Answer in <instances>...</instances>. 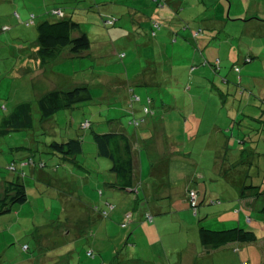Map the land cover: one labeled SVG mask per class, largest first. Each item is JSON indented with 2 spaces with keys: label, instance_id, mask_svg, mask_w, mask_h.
Returning a JSON list of instances; mask_svg holds the SVG:
<instances>
[{
  "label": "rangeland",
  "instance_id": "obj_1",
  "mask_svg": "<svg viewBox=\"0 0 264 264\" xmlns=\"http://www.w3.org/2000/svg\"><path fill=\"white\" fill-rule=\"evenodd\" d=\"M169 1L164 8L150 0H0V129L2 119L18 103H32L34 116L32 129L0 133V181L23 183L28 194L25 204L0 217V264H189L187 260L192 257L193 264H264V224L261 226L260 214L251 218L259 240L241 247V253L235 244L222 251H209L201 245L200 228L211 226L216 230L221 220L230 223L223 226L226 229L232 228L231 224L238 225L232 223L230 210L220 211L221 215L214 213L221 204L212 202L224 204L234 199L233 190L224 188L223 178L208 175L216 148L211 143L207 146L209 140L202 135L197 140L190 137L192 124L203 122V132L216 118L210 114L214 109V100L207 95L210 91L264 93V36L254 35V27L264 29V0H186L185 10ZM123 5L136 7L138 20L155 15L165 28L189 25L196 32L203 29L200 38L208 41L223 62L215 66L217 70L214 64L200 67L196 62L198 68L189 67L187 77H180L179 84L161 83L162 79H171L170 72L176 70L178 60L162 68L153 65L152 61H160L159 49L147 46L145 36L138 33L149 31L150 20L143 27L129 22L121 16ZM56 8L80 23L81 31L94 45L109 43L107 56L97 58L90 53L88 57L72 58L66 49L56 61L40 69L36 62L37 28L45 20L63 18L49 15ZM219 10L222 23L218 30L208 32L203 24L207 18L217 24L214 19ZM32 15L36 16L35 24L29 26L26 23ZM110 15L119 19L116 26L105 25L103 17ZM250 47L258 49L251 54L245 51ZM243 49L246 56L241 63L228 60L240 59ZM180 50V61L193 55V50ZM172 51L171 46L170 54ZM231 63L239 64L232 67ZM190 69L196 72L192 74ZM193 75L197 78L191 81ZM140 76L154 81L153 86L129 85L141 98L131 103L127 85ZM80 86L90 88L92 101L62 109L50 119L42 118L37 104L41 96ZM199 92L208 99H201ZM147 97L153 99L150 107L157 113L150 118L156 120L161 137L165 136L156 156L170 161V174L144 178L137 201L135 193L109 186L113 180L109 171L112 163L99 157L93 133L118 129L132 134L135 128L130 120L142 117ZM199 104L205 111H196L193 117L191 110ZM86 122L91 127L85 128ZM69 139L82 141V153L66 160L50 151L53 141ZM31 157L38 169L30 164L22 169L20 163ZM40 161L45 162L44 168ZM191 161L206 170L204 179L194 178L196 166ZM13 163L15 170L9 168ZM197 185L201 200L195 212L187 194ZM166 192L169 198L154 196ZM210 192L216 195L207 196ZM223 213L228 216L222 217ZM147 214L153 216L152 222L145 219Z\"/></svg>",
  "mask_w": 264,
  "mask_h": 264
},
{
  "label": "crops",
  "instance_id": "obj_2",
  "mask_svg": "<svg viewBox=\"0 0 264 264\" xmlns=\"http://www.w3.org/2000/svg\"><path fill=\"white\" fill-rule=\"evenodd\" d=\"M185 2L186 0L169 1V3H174L176 6H178L179 10L186 9ZM108 3H112V1ZM108 3H102V4H108ZM134 8L135 7L131 8L129 6L126 7L123 5V11L121 16H124L125 19H129V22L137 23L138 19L134 15V10H133ZM220 9L222 10L224 9V7ZM221 10H219V14H217L214 19L218 25L216 23H213L214 21L211 22L210 18H207V20L210 22L207 21L205 22V25L203 24L205 30H207L208 32L218 30L220 23H222V21L219 20L221 17L220 16ZM171 19L173 20V18ZM182 19L183 18L179 16L178 20L180 22H182ZM254 26H259V25H254ZM254 28L256 29V33H254L255 36L257 37L264 36V29H259L258 27L257 28L254 27ZM146 31H147L146 33H144V30L138 33L145 36L146 38L145 40L147 41L146 44L147 46L148 45H151V47L156 46V48L159 49V55L157 54V58H160V61L157 60L152 61L151 63H154L153 65L162 68L163 66H170V62L174 64L175 59L178 60L177 67H174L176 68V70L172 69L170 72L172 74L170 75L171 79L170 80L162 79L160 81L161 83L165 81L166 83L172 85L179 84L181 82L179 79L180 77L182 78L187 77L186 73L189 67L192 70L194 68L195 69L198 68V66H196V62L199 64L200 67H207L208 65H213V64L215 65V62L217 60L220 61V64L223 62V59H221V57L218 56L216 52L212 51L213 48H211V45L208 44V41H206L203 38H200V36L195 38L192 31L189 29H184L182 27H178V28L172 27L171 29L163 28L160 32H158L157 38L155 39H152L150 37V29L149 31L148 30ZM174 34L176 35V39L174 38L175 37ZM171 46L173 50L172 54H170ZM180 47H182L183 50L186 51L193 50V55L189 54L190 58H186L188 59L186 60L187 62L185 60L183 62L178 59L179 58L178 55L180 54L179 52L181 51ZM254 49H258V48L250 47L248 48V50L245 51L254 54L255 53ZM109 51H110L109 43L99 42L96 43L95 45L92 43L91 49L82 55H73L71 54L70 50L68 52V55L72 58L75 57L79 58V57H88L90 56V53H93L95 57L103 58L107 56ZM175 53H177V55ZM36 54H37L36 62L38 63L40 69L45 67L47 64L56 61L60 57L59 56L56 60L52 62L42 64L38 56V49ZM244 56L246 55H244V49H243L241 50L240 59L234 57V59H228V60H231V62H236L237 60L238 61L240 60L239 63H241V60L243 61L245 58ZM165 61L169 62V65H166ZM231 64L232 67L238 65L237 63L236 64L231 63ZM251 64L253 65L254 68L255 67L254 58L252 59ZM192 70L190 73L194 74L196 71H192ZM36 72L37 73L39 72L38 69ZM44 73L45 71L42 74ZM161 73H164L162 69H161ZM230 73H232V76L235 77L233 71H231ZM191 78L192 79L190 80L194 81V79L197 77L193 75L191 76ZM153 82L154 81H150V79L147 80L140 76L134 79L133 84H128L127 88L129 89L131 88V86L129 85L149 87V86H153L152 85ZM227 82L231 83V80L228 79ZM210 92H207L210 93L207 95H209L211 100L212 99L214 100L213 102L214 109L213 112H211L210 114L211 116H216V118L212 119L213 121L208 123L209 125L208 127L202 129L204 130L203 132L201 131L203 122L199 123L198 126L192 124L190 128L193 134L190 132L191 133L190 137L193 138L194 140H197L202 135L203 137L209 140V143L206 144L207 146H209L211 143V146H214L216 148L214 155L210 159L212 160L213 165L210 167V169H208L209 171L208 175H210L211 178H223L226 181L224 188H228V191L233 190L234 193V199H232V201H228L224 204L217 203L219 205L221 204V206L217 207V211L214 213L219 214L220 211L224 212L226 210H230V213L232 214L231 216L233 217V220H231L232 223L235 222L238 226L245 224L247 225L246 228L252 227V229L253 228L256 229V227H254L255 220L252 219L251 223H248V220H250L248 217L252 218L254 214H260L261 215L260 217H262V220H260L261 226L264 224V214H261V209L264 206V197H261L259 199L254 197H241V190L245 184H253L264 188V103L262 101L264 99V93L254 94L252 92H248V91L242 92V90H235V89L233 90L221 89L218 92L216 91L214 92L210 91ZM203 94L205 93L199 92V95H202L201 99L205 98L204 100H207L208 98L206 97V95ZM152 104L153 101L151 105ZM202 110H204L203 105L199 104L198 108L192 109L190 114H192L194 117L196 111H199L201 113L203 112ZM134 112L135 110L133 109L132 114H134ZM156 114L157 113H154V115H149L148 116L149 118L147 117L148 119H146L147 120L146 124H144L140 128H135L132 125L135 128L134 132L132 134H127L131 139V143L133 144V149H134V184H133L134 189H129L126 191L129 193H135L137 201L139 199V193H140L139 188L144 185L143 183L144 178L146 179L148 177L164 178L165 176L170 174V165H169L170 161L164 157L162 159H159V157L156 156L157 154L156 150H158L160 146L163 145L162 141L165 139V136L161 137V133L159 132L160 130L157 124L155 123L156 120L154 118H150L156 116ZM141 115L142 116L144 115L143 112ZM144 156H147L148 162H145L146 159ZM191 163H193L194 166H196L195 168L196 175L194 176V178L204 179V177L206 176L205 175L206 170H203V168L200 167L199 164L196 163V161H191ZM112 177H113L112 182H116L117 179L113 174ZM5 183L6 181H0L1 191L4 190ZM109 186L112 187L111 185ZM158 188L160 189L161 187L159 186ZM189 190L196 191L197 202L200 203L201 193L199 191V185H197V188L191 187ZM214 195H216V193L210 192V194L207 196H214ZM154 196H156V198L158 199H165L170 197L169 192H166L163 195H158V193H154ZM145 199H151V198H147L146 196ZM218 214L217 216H219ZM223 216H228V215L223 213L222 217ZM144 217L146 219L145 215ZM222 217L221 219H223ZM225 219L229 220L230 217H227ZM217 224H219L218 226H220V228L217 229H222V228H227L223 226H228L227 224L230 223H225L222 222L221 220V222ZM230 226L235 227V224L234 226L233 224H231ZM207 228L212 229L211 226ZM235 245H238L237 246L238 248H236L237 251L238 250L243 251L244 248L241 247L249 244L236 243ZM225 247L214 250L222 251V249ZM205 248L209 251H211L210 249H213L211 247H205ZM209 251L206 252L208 256L211 255ZM241 251L238 252L241 253ZM192 258L190 259V261L187 260V263L193 264L194 259Z\"/></svg>",
  "mask_w": 264,
  "mask_h": 264
},
{
  "label": "trees",
  "instance_id": "obj_3",
  "mask_svg": "<svg viewBox=\"0 0 264 264\" xmlns=\"http://www.w3.org/2000/svg\"><path fill=\"white\" fill-rule=\"evenodd\" d=\"M154 3H156L159 7H164L168 3V0H158ZM133 10L134 15L136 16L139 12L136 10V7ZM55 11H60L61 14H55ZM49 15L53 17L63 15V18L59 20H45L38 25V56L42 64L56 60L66 49H69L73 55H82L91 49L92 42L90 41L89 36L81 31L80 23L75 21L73 17L64 15V12L57 8L50 11ZM32 16L34 17L33 24H35L36 16ZM154 16L155 15L152 16V19L146 16V20L141 16L140 20H138V24L141 27H143V24H147V21L150 20V37L152 39L157 38L158 32H160L163 28L165 29V27L157 20L159 16H155V19L153 18ZM31 17L28 21L31 20ZM138 18L139 17H137V19ZM103 19L105 20L104 23L107 26H116L119 23V19L112 15L103 17ZM180 27L191 30L195 38L200 36L199 33H202L203 30L200 28L199 31L196 32L197 30H192L189 25H186V27L181 25ZM169 28L171 29L172 27ZM174 38L176 39V35ZM124 56L125 54L121 55V57ZM219 65L220 61L217 60L214 66L218 68ZM130 94L131 103L141 100V98L135 95L132 88H130ZM92 100L93 96L90 88L88 86H80L70 91L56 90L49 92L42 96L37 101V104L42 118L50 119L62 109H73L78 104L87 103ZM149 100L150 102H148ZM152 101L153 99L151 97H147V105L142 109L144 115L141 118L131 120L130 124L135 128H140L146 124L147 116L154 115V111L151 110L150 107ZM262 101L264 103V99ZM147 107L152 111V114L148 115L145 113V108ZM5 109L6 107L4 110ZM141 119H144V123L138 126L132 124V121ZM86 123L89 124L88 127H91L90 122ZM33 127L34 116L32 103L23 102L18 103L8 116L2 119L0 133L4 135L10 132L30 130ZM93 137L97 146L99 157L107 159L112 163L109 171L116 177L117 180L116 182H110L108 184L120 190L134 189V149L131 139L127 133L125 131L123 132L115 129L110 133H93ZM49 149L53 154L56 153L63 155L66 160H69L71 157L82 153L83 146L80 139H69L68 141L62 143L53 141L49 145ZM22 162L23 163H20L22 169L29 164L32 165V167L37 165V162L32 157L29 158L27 162ZM39 164L43 168L46 166L45 162L42 161H40ZM9 168L15 170V163L11 164ZM34 169H38V167L36 166ZM192 192L196 194L195 201H193L190 196V193ZM187 195L192 207L195 209L194 211L196 212L199 209L196 191L189 190ZM241 197H254L259 199L264 197V188L253 184H245L241 190ZM27 200V188L23 183L18 181H6L4 190L0 192V217L10 213L15 206L25 204ZM212 204L214 205L217 203L212 202ZM103 212L106 213V211ZM261 214H264V206L261 209ZM146 216V220L150 222L154 220L153 216L150 214H147ZM248 218L250 219L248 220V223H251V217ZM199 238L202 246L211 247L213 249H219L236 243L254 244L259 240L258 233L255 228L252 229V227L246 228L242 226H235L232 228L228 227V229L224 228V230H213L202 227L199 230Z\"/></svg>",
  "mask_w": 264,
  "mask_h": 264
},
{
  "label": "built area",
  "instance_id": "obj_4",
  "mask_svg": "<svg viewBox=\"0 0 264 264\" xmlns=\"http://www.w3.org/2000/svg\"><path fill=\"white\" fill-rule=\"evenodd\" d=\"M152 1L157 2L158 0H152ZM55 14H61V13H60V11H55ZM33 18H34V17L32 16V17H31V20L28 21L26 24H27V25H32V24L34 23ZM137 99H139V98H137ZM148 102H150V100H149ZM145 113L149 115V114H152V111L147 107V108H145ZM142 123H144V119H141V120H134V121H132V124H134L135 126H138V125H140V124H142ZM84 126H85V127H88L89 124H88V123H85ZM190 196H191L192 200L195 201V199H196V194H195L194 192H192V193H190ZM148 217H149V216H148ZM149 219H150V217H149Z\"/></svg>",
  "mask_w": 264,
  "mask_h": 264
}]
</instances>
